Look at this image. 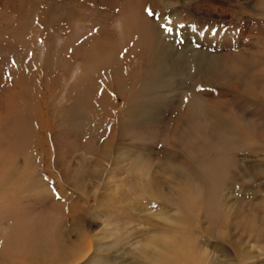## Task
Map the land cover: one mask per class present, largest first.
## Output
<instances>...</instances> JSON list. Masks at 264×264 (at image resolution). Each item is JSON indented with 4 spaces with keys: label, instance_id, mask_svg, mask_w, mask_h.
Returning a JSON list of instances; mask_svg holds the SVG:
<instances>
[{
    "label": "rangeland",
    "instance_id": "rangeland-1",
    "mask_svg": "<svg viewBox=\"0 0 264 264\" xmlns=\"http://www.w3.org/2000/svg\"><path fill=\"white\" fill-rule=\"evenodd\" d=\"M0 264H264V0H0Z\"/></svg>",
    "mask_w": 264,
    "mask_h": 264
},
{
    "label": "snow or ice",
    "instance_id": "snow-or-ice-1",
    "mask_svg": "<svg viewBox=\"0 0 264 264\" xmlns=\"http://www.w3.org/2000/svg\"><path fill=\"white\" fill-rule=\"evenodd\" d=\"M146 11H148V14H149L150 16L153 15V13H152L151 11H149V10H147V9H146ZM160 27L164 28V30H165L166 32H171V31H172V29L169 28V27H167L165 24H161Z\"/></svg>",
    "mask_w": 264,
    "mask_h": 264
},
{
    "label": "bare ground",
    "instance_id": "bare-ground-1",
    "mask_svg": "<svg viewBox=\"0 0 264 264\" xmlns=\"http://www.w3.org/2000/svg\"><path fill=\"white\" fill-rule=\"evenodd\" d=\"M100 240V239H99ZM186 263V262H185Z\"/></svg>",
    "mask_w": 264,
    "mask_h": 264
}]
</instances>
